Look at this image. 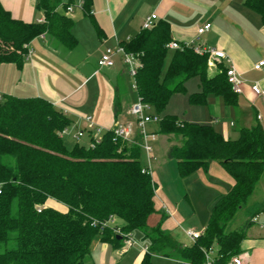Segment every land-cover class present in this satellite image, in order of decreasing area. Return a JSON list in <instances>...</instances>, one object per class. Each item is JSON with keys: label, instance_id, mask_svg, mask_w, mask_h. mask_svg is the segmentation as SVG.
<instances>
[{"label": "trees", "instance_id": "1", "mask_svg": "<svg viewBox=\"0 0 264 264\" xmlns=\"http://www.w3.org/2000/svg\"><path fill=\"white\" fill-rule=\"evenodd\" d=\"M90 0H82L88 8ZM61 0H39L37 8L45 15L43 23L14 19L0 3V66L21 67L31 42L51 36L72 47L74 21L58 12ZM246 5L260 15L264 25V0H248ZM90 14V13H89ZM172 42L167 22L141 32L120 45L136 56L141 67L135 77L138 97L163 114L171 97L184 92L192 78L200 79L201 91L192 94V105H205L207 97L222 98L226 105H237V93L227 82L226 67L210 68L208 56L192 48L169 50ZM169 58V66H164ZM158 116V115H157ZM70 120L43 98L0 100V264H83L92 241L122 245L124 234L139 232L149 250L142 264H152L151 255L178 256L186 264H205L206 252L216 250L212 264H229L240 256L242 243L255 217L264 212L258 206L238 230L229 224L247 207L264 176V130L261 125L242 129L235 141L227 140L211 126L180 122L164 115L159 133L181 141L172 146L168 158L177 162L178 174L186 178L209 162H218L233 178L229 192L213 207L204 233L190 247H176L162 230V222L149 227L157 213L156 185L142 173L141 148L114 140L105 133L98 144L93 134L88 145L68 148L63 133ZM54 204L55 206H52ZM40 209V212H38ZM115 219V226L100 232L93 222Z\"/></svg>", "mask_w": 264, "mask_h": 264}, {"label": "crops", "instance_id": "2", "mask_svg": "<svg viewBox=\"0 0 264 264\" xmlns=\"http://www.w3.org/2000/svg\"><path fill=\"white\" fill-rule=\"evenodd\" d=\"M247 1L90 0L88 8L84 9L81 6L82 0H61L58 12L74 21L71 28L75 39L74 45L67 47L48 35L34 39L21 67L15 64L0 66V95L47 100L53 107L62 111L71 122L63 137L80 145L89 144L90 134H93L95 139H101L105 133L113 131L117 123L134 124L130 107L139 97L122 56L114 57L115 65L111 68L100 69L98 61L107 49H114L119 44L135 38L141 32L144 20L155 14L158 18L157 23L165 21L169 24L172 42L192 43L193 47L223 51L227 55V60L219 64L226 68L233 65L241 75L242 85L240 92L237 93V105L228 106L222 98L210 95L214 98L210 101L214 110L211 116L212 123H187L211 126L218 134L231 141L239 138L242 129L261 125L264 130V66L260 71L254 69L255 65L264 62V25L260 15L246 5ZM38 2L39 0H0L3 8L14 19L25 23L44 22L45 15L37 8ZM68 8H71V12H68ZM207 23L212 25L211 31L197 36V29ZM197 79L200 92V79ZM255 85L260 88L261 95L252 91ZM232 114L234 118H231ZM218 119H229V124L221 126L216 123ZM152 124H157L158 128V132L157 129L149 131L147 128L149 133L156 136L152 142L153 151L154 143L161 137L164 140L162 147L165 149V156L168 157L170 148L179 146L181 141L172 135H161L159 123L149 125ZM239 125L242 126L235 131ZM79 133L83 135L76 138ZM134 140L140 141L137 137ZM175 164L178 173L176 161ZM212 166L213 169L207 165L186 178L179 177L187 182L201 172L222 174L223 182L213 177L218 183L215 184L219 192L217 201L220 196L230 191L234 180L221 164ZM221 168L226 175L218 171ZM151 176L156 185L154 202L157 213L150 217L149 227H156L162 222V230L173 239L176 247L192 246L194 242L190 246H180L170 235V232L184 220L177 204L174 205L163 189L158 187L155 181L159 179L158 176L152 173ZM251 204L253 203L249 202L248 206ZM208 222L190 231L202 235ZM259 228L264 231V227ZM93 243L98 244L96 250L100 249V255L96 258L99 264H122L127 254L124 241L119 247L102 242L99 237L91 244ZM242 251L241 256L248 264H264V239L253 235H250L249 239L247 234L242 243ZM111 252L115 254L110 255ZM147 253L140 254L134 264H142ZM152 256L166 258L162 255ZM170 258L180 261L176 255Z\"/></svg>", "mask_w": 264, "mask_h": 264}, {"label": "rangeland", "instance_id": "3", "mask_svg": "<svg viewBox=\"0 0 264 264\" xmlns=\"http://www.w3.org/2000/svg\"><path fill=\"white\" fill-rule=\"evenodd\" d=\"M168 60L169 56L167 57L164 71L168 69ZM131 78L133 79V77ZM198 88V79H190L185 85L184 92L174 94L171 97L163 114L159 115L152 109L148 110V114L158 115L160 118L167 114L178 118L180 122L211 124V116L214 114V110L213 107H211L210 101L214 98L212 96H208L207 104L205 105H192L189 102L190 95L197 93ZM231 118H234V114H232ZM216 123L223 126L225 123L229 124V119H218ZM240 126L242 125L236 127L235 131ZM147 128L149 131H155L157 129L158 132L157 124L149 125ZM64 140L68 148H72L76 144V141H72L66 137ZM163 141V138L160 137L154 143V159L151 162H149L144 151L141 150V165L144 168L150 169V172L154 176H158L159 181L155 179L158 187L163 189L166 196L172 200L174 205L177 204V208L184 220L182 223L176 226L174 231L170 232V235L180 246H190L193 244V242H191L186 237L185 233L196 226H203L204 223L206 224L209 221L214 203L216 198L219 196V192H217L215 188V184H218L216 183L215 178H218L220 182H223V179L221 178L222 174L211 171L208 172V174L201 172L197 175L195 174L194 177L186 182L184 179L179 177L175 161L169 159L167 155L165 156V149L162 147V144H164ZM208 165L211 167V169H213L214 166L212 165H218V163L212 161L209 162ZM218 171L224 174V170H222V168ZM213 177L215 178L213 179ZM249 202H252L253 204H251L250 207L247 206L238 212L235 219L229 224V230H238L244 227L247 221L251 218L248 216L251 211L253 212V209L256 207L264 205V176L258 183ZM260 226H264V212H261V214L256 217V222L252 223L251 227L249 228L247 233L249 239L250 235H253L261 240L264 239L261 238L264 237V231L260 230ZM131 240L134 242V245L131 247H126L127 254L124 256L122 264H134L136 258L145 252L144 250V252L142 251V248H147L149 250V243L148 241H143L141 233L136 231L133 232L131 234ZM97 246V243L91 244L89 253L86 255L83 264H99L96 258L100 255V249L96 250L98 249ZM112 254L115 253L111 252L110 255ZM117 261L118 260L116 258V262ZM151 262L152 264H180V261L175 258H162L158 256H152Z\"/></svg>", "mask_w": 264, "mask_h": 264}, {"label": "built area", "instance_id": "4", "mask_svg": "<svg viewBox=\"0 0 264 264\" xmlns=\"http://www.w3.org/2000/svg\"><path fill=\"white\" fill-rule=\"evenodd\" d=\"M68 12H71V8L67 9ZM157 16L155 14L147 17L143 24H142V30H151L153 29L156 24H157ZM212 29V25L207 23L202 26H200L196 33L197 36H202L205 33L210 32ZM185 47L192 48L193 51L197 55L201 56H208V61H209V66L210 68H215L217 64L227 60V55L220 50L216 49H204L203 47H193L192 43H184ZM169 50H177L181 49L182 46L178 42H172L168 46ZM29 49V47H28ZM117 55H121L123 58V62L126 64V66L129 68V75L133 77V82H134V87L136 89V84H135V77L137 75V70L138 68L141 67L139 61L137 60L136 56L133 54H129L125 51V49L119 44L116 48L114 49H107L100 57L98 61V67L100 69L102 68H111L115 65L114 57ZM264 66V62H260L257 65H255L254 69L256 71H260L262 67ZM226 78L227 82L232 86V89L236 92H240V86L242 85V80H241V75L237 71L236 67L233 65H229L226 68ZM252 91L257 94L261 95L260 88L258 85H255L252 88ZM0 100H1V95H0ZM150 107L145 104L140 98L132 104L130 107V115L134 118V124L132 123H117L115 128L113 129L114 133V140L122 141L125 143H130V144H136L139 146L146 154L149 162H151L153 158V146L152 142L156 139L155 134L149 133L147 131V126L150 123H160L161 118L157 115H151L148 114V110ZM90 122V119H88ZM93 127V123L91 122V128ZM135 127L136 131L135 132ZM66 132V131H65ZM65 132L63 134H65ZM83 135V133H79L76 138H79ZM135 137L139 138L140 141H135ZM100 142V139H95V143L91 145L93 148L95 144H98ZM143 174H149L151 175V172L149 169H142ZM38 212H40V209H38ZM115 219L113 217H110L107 221L105 222H93V226H99L100 232H104L108 227H114L115 226ZM253 223L256 222V217L252 221ZM264 227V226H262ZM115 233L119 236H121L122 239H124V243L126 246H133L134 242L131 240V234H124L122 233L120 228H115L114 229ZM186 236L192 241L196 242V240L199 239L201 236L200 233H197L195 231H186ZM143 250L147 253L148 249L143 248ZM216 254V250L211 249L209 252H206V263L205 264H212L214 261V256ZM181 264H186L184 262H181ZM229 264H248L247 260L243 256H236L234 257Z\"/></svg>", "mask_w": 264, "mask_h": 264}, {"label": "water", "instance_id": "5", "mask_svg": "<svg viewBox=\"0 0 264 264\" xmlns=\"http://www.w3.org/2000/svg\"><path fill=\"white\" fill-rule=\"evenodd\" d=\"M120 238H121V237H120ZM120 238H119V239H120Z\"/></svg>", "mask_w": 264, "mask_h": 264}]
</instances>
